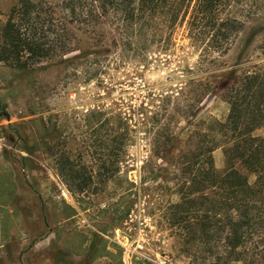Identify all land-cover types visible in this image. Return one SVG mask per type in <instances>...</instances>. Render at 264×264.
I'll return each instance as SVG.
<instances>
[{"label":"rangeland","instance_id":"374dc122","mask_svg":"<svg viewBox=\"0 0 264 264\" xmlns=\"http://www.w3.org/2000/svg\"><path fill=\"white\" fill-rule=\"evenodd\" d=\"M18 1L0 0V31ZM248 3L252 14L242 17L244 26L228 52L212 62L200 57L181 28L168 46H151L142 58L108 62V27L99 44L76 31V49L67 55L99 50L104 55L98 61L72 64L59 56H39L13 65L0 60L1 210L10 209L17 218L23 249L55 226L59 214L74 211L70 220L80 230V259L73 263L66 247L62 255L50 246L35 253V264L42 258L44 264H88L85 251L95 246L93 231L108 245L102 264H211L214 254L208 255L202 240L186 238V229L174 224L172 204L180 198L187 166L206 143L207 124L228 114L227 102L220 93H208V86L223 67L235 66L240 74L264 66V0ZM20 54L23 59L27 53ZM114 115L128 125V135L117 141L109 129L116 125ZM117 130L122 132L123 125ZM252 134L264 142V125ZM111 146L120 152L113 173L108 170ZM211 155L221 170L223 148L215 147ZM239 166L252 181L248 165ZM76 183L83 190H70ZM60 224L66 230L72 226L65 219ZM220 244L215 250L223 254ZM18 250L0 260L29 264L30 253L22 250L19 256ZM263 259L225 264H264Z\"/></svg>","mask_w":264,"mask_h":264},{"label":"trees","instance_id":"16d2710c","mask_svg":"<svg viewBox=\"0 0 264 264\" xmlns=\"http://www.w3.org/2000/svg\"><path fill=\"white\" fill-rule=\"evenodd\" d=\"M251 5L248 0H19L1 27L0 60L13 65H26L39 56H59L72 64L98 61L104 55L99 50L67 55L76 49V31L99 44L107 38L108 27V62L142 58L151 46H168L179 28L199 48L200 57L212 62L228 52L244 26L242 17L252 14ZM22 51L27 53L23 59ZM238 71L223 67L208 86V93H220L227 102L228 114L207 124L206 143L187 166L180 198L172 204L174 224L186 229V238L202 240L208 255L214 254L211 264L254 263L264 252V142L252 134L264 125V66ZM112 118V140L126 137V120ZM120 125L122 132L117 130ZM217 146L224 151L221 170L212 161ZM118 151L116 146L108 149L111 173L117 169ZM240 163L248 165L252 181ZM69 188L81 191L83 185ZM218 242L223 254L215 250Z\"/></svg>","mask_w":264,"mask_h":264},{"label":"crops","instance_id":"0c3cea01","mask_svg":"<svg viewBox=\"0 0 264 264\" xmlns=\"http://www.w3.org/2000/svg\"><path fill=\"white\" fill-rule=\"evenodd\" d=\"M1 196V194H0ZM2 200L0 198V258H6V253L8 252L9 254H13V251H17L18 247V254L20 256L23 248H20L21 245H25L20 243V241L18 240V223H17V218L15 217V215L11 214V210H4L2 211L1 205ZM62 206L63 207H68V205H66L65 202H62ZM6 211V212H5ZM57 215V214H56ZM62 215V214H61ZM59 214V216L57 218L58 221H56L55 226L51 227L48 229V232L43 234V236L39 239H36L35 241H32L31 243L27 244L29 247V249L25 252L27 254L30 253L31 255V259L29 264H35V260L33 259V256H36L38 253V251H40L42 248L46 247V249H49V247H54L55 250L59 251L61 250L64 251L65 247L67 250V257L73 259V263L75 261L74 258L80 259V252H81V240H80V230L79 228L75 227V223H73V221L71 222L70 219L74 218L76 216V213L74 211H70L69 213H67L66 216H61ZM67 220L70 221V225H72L70 227V229L66 230L64 229L63 225L60 224L61 220ZM102 234V233H101ZM53 235V236H52ZM53 237V238H52ZM91 239H95L96 242L94 243L95 246H92L90 248V250L92 251V253L90 254L89 257V263L88 264H97V263H101L100 261V256H103L104 254H106L105 252L108 249V245H106L105 240L101 237V235L98 232L93 231L91 233ZM66 239L68 240V242H66ZM91 240H89L90 243ZM101 246H104L103 249H101ZM89 247L87 246L88 249H86L85 252L88 253L89 251ZM98 250H102V254L101 255H94V252L98 251ZM7 253V254H8ZM24 255V253L22 254ZM21 255V256H22ZM46 258V257H45ZM0 260L1 264H5L3 262V260ZM44 259H37L36 260V264H38L39 262H41V264H44ZM264 260V259H263ZM3 261V262H2ZM97 261V262H96ZM238 261V260H236ZM19 262L21 264L22 260L19 259ZM240 262V261H239ZM264 262V261H263ZM262 262V263H263ZM8 264V263H7ZM40 264V263H39ZM52 264V262H51ZM102 264V263H101ZM103 264H108V262H105Z\"/></svg>","mask_w":264,"mask_h":264},{"label":"flooded vegetation","instance_id":"af4514ba","mask_svg":"<svg viewBox=\"0 0 264 264\" xmlns=\"http://www.w3.org/2000/svg\"><path fill=\"white\" fill-rule=\"evenodd\" d=\"M91 247L92 246L89 247V251H88V257H87L88 263H89L90 254L92 253V251L90 250ZM28 249H29V247H26V248L23 249V251L26 252ZM61 254L63 255V252ZM61 264H65V263L63 262Z\"/></svg>","mask_w":264,"mask_h":264},{"label":"bare ground","instance_id":"6f19581e","mask_svg":"<svg viewBox=\"0 0 264 264\" xmlns=\"http://www.w3.org/2000/svg\"><path fill=\"white\" fill-rule=\"evenodd\" d=\"M63 194H65V195H66V191H65V190L63 191Z\"/></svg>","mask_w":264,"mask_h":264}]
</instances>
